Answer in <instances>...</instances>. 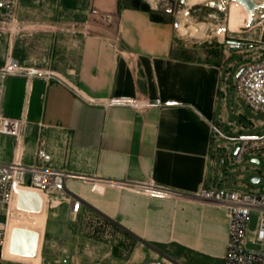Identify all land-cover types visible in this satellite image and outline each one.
Returning a JSON list of instances; mask_svg holds the SVG:
<instances>
[{"label": "crops", "instance_id": "1", "mask_svg": "<svg viewBox=\"0 0 264 264\" xmlns=\"http://www.w3.org/2000/svg\"><path fill=\"white\" fill-rule=\"evenodd\" d=\"M92 9L113 23L72 30L66 44L50 34L44 56L13 63L38 73L7 74L22 80L7 94L3 85L2 113L27 123L18 137L0 134V161L33 163L39 137L51 155L45 166L92 178L65 181L81 199L76 213L48 199L35 264H186L193 256L223 264L227 208L194 195L236 185L214 178L211 155L229 115L224 64L177 54L172 23L147 11L118 10L116 0H93Z\"/></svg>", "mask_w": 264, "mask_h": 264}, {"label": "rangeland", "instance_id": "2", "mask_svg": "<svg viewBox=\"0 0 264 264\" xmlns=\"http://www.w3.org/2000/svg\"><path fill=\"white\" fill-rule=\"evenodd\" d=\"M117 8H118V2ZM150 7L172 23L175 31V51L180 56L206 59L210 62L224 64L221 75L222 96L228 107V118L223 125H218L220 131L228 137L259 135L264 131V112L252 111L245 101L236 93L235 80L241 68L258 61L261 47L264 46V21L257 18L252 29L244 28L243 32H233L227 29L223 37L217 33V28L225 24L226 12L198 4L188 9L189 21L204 23L203 32L188 29L187 33L177 30L181 9L187 8L186 0H144ZM223 5L229 7L233 0H224ZM123 3L124 1L121 0ZM93 0H21L12 20L0 22V71L6 65L23 62L25 59L39 58L50 49L44 43L52 39L50 34L58 37L59 43H67L70 34L79 31L98 32V26L113 23L111 15L97 13L92 9ZM111 19V20H110ZM193 20V21H192ZM187 21L188 26L190 22ZM256 23V24H255ZM52 31V33L50 32ZM227 40H235L238 44L228 48ZM57 41V40H56ZM22 69V68H19ZM22 80L10 76L0 77V84L5 85L6 94L9 88H19ZM5 105V102H4ZM5 107V106H4ZM9 110L14 109V103H7ZM217 125V124H216ZM218 138L212 143L211 155L215 161L214 178L224 179L232 189L249 190L264 188V148L246 153L243 159L235 162L236 144L225 138ZM224 159V166L221 159ZM218 171L221 174H218ZM257 178L258 181H253ZM242 184V185H238ZM231 188V187H229ZM49 199V197H48ZM50 200V199H49ZM47 201V198H46ZM47 204V202H46ZM2 218V215H0ZM45 212L40 216H27L14 207L9 226L32 227L40 233L34 254L40 252ZM256 217L252 216L250 228L255 225ZM3 249V248H2ZM105 250V247H104ZM4 256V254H3ZM5 257V256H4ZM0 264H30L26 261L11 260L2 257L0 249ZM186 264H219L205 257H192Z\"/></svg>", "mask_w": 264, "mask_h": 264}, {"label": "built area", "instance_id": "3", "mask_svg": "<svg viewBox=\"0 0 264 264\" xmlns=\"http://www.w3.org/2000/svg\"><path fill=\"white\" fill-rule=\"evenodd\" d=\"M19 0H0V22L12 20L16 14ZM238 44L235 40H227V47L234 48ZM258 61L251 62L241 68L235 80L237 95L242 98L252 111L264 112V46L261 47ZM36 68L15 69L13 65H6L0 71V77L7 74L36 75ZM3 85L0 84V134L18 137L26 123L25 117L11 118L2 113ZM219 138L235 142L234 160L239 162L246 153L264 148V131L259 135L228 137L215 130ZM34 151L33 163L22 164L19 161H0V249L6 237L8 214L13 210L17 199L18 189L31 187L50 199V205L57 206L62 202H69L71 212L76 213L81 206V199L71 193L65 186L67 178L92 180L89 177L65 172L45 166L51 155L42 146L38 137ZM224 166V159H221ZM93 182H100L94 178ZM128 186V183H118ZM137 184L135 188H140ZM148 188V187H147ZM148 190H153L149 187ZM100 188L97 192H100ZM166 195L181 196L176 191L163 190ZM195 199L210 201L227 208V245L223 264H264V188L245 190L232 189L226 186L202 187L195 195ZM252 216L256 217L255 225L250 228Z\"/></svg>", "mask_w": 264, "mask_h": 264}, {"label": "bare ground", "instance_id": "4", "mask_svg": "<svg viewBox=\"0 0 264 264\" xmlns=\"http://www.w3.org/2000/svg\"><path fill=\"white\" fill-rule=\"evenodd\" d=\"M211 1V0H186L187 3V8L181 9V12L179 14V23L177 24V30L180 33H187L188 29L191 31L195 32H203L205 30V25L204 23H194L190 22L189 17H188V9L198 5V4H205L206 2ZM216 2H221L222 4L225 3L224 0H214ZM256 3H261V0H254ZM232 5L227 7V12H226V20L224 25H220L217 28V33L220 37H223L224 31L229 28V30L233 32H243L244 28L252 29L254 25V21L257 19L256 14L248 9L241 1L238 0H233ZM189 21L190 24L187 26L186 22ZM262 21H264V17H262ZM256 24V23H255ZM24 191H29V192H38L40 197H41V209L39 211H28V210H23L20 208L16 207L17 201H14L13 204V210L9 212L8 214V219H7V228H6V237L5 241L3 243V254L7 258L15 259V260H21V261H26L29 263H37L40 258V252H37L36 254L32 253H27V254H21L18 251H16L14 247V238L16 237L18 233V229H27L31 230L33 232H36V241H35V248H37V241L40 239V233H38L34 228L32 227H18L16 225H11L9 226V219L13 216V211L14 207L17 211H22L26 213L27 216H40L45 212V206H46V196L42 194L40 191L31 188V187H24Z\"/></svg>", "mask_w": 264, "mask_h": 264}, {"label": "water", "instance_id": "5", "mask_svg": "<svg viewBox=\"0 0 264 264\" xmlns=\"http://www.w3.org/2000/svg\"><path fill=\"white\" fill-rule=\"evenodd\" d=\"M241 1L248 9L256 14L257 18L264 17V0L261 3H256L254 0H238ZM208 7L216 8L220 11L227 12V7L221 2L214 0L205 3ZM253 181H258L254 178ZM16 207L28 210V211H39L41 209V197L38 192L24 191L18 189ZM36 232L27 229H18V233L14 238V247L16 251L21 254L32 253L34 254Z\"/></svg>", "mask_w": 264, "mask_h": 264}, {"label": "trees", "instance_id": "6", "mask_svg": "<svg viewBox=\"0 0 264 264\" xmlns=\"http://www.w3.org/2000/svg\"><path fill=\"white\" fill-rule=\"evenodd\" d=\"M124 2L122 3L121 0L118 2V10L122 7H128V8H133V9H140L147 11L150 15V18L154 21H163L164 18L160 15V13L154 11L150 5L144 1V0H123ZM175 50L172 48V51ZM177 53V52H176Z\"/></svg>", "mask_w": 264, "mask_h": 264}]
</instances>
